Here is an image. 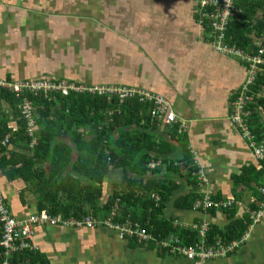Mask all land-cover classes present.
Instances as JSON below:
<instances>
[{
	"label": "crops",
	"instance_id": "obj_1",
	"mask_svg": "<svg viewBox=\"0 0 264 264\" xmlns=\"http://www.w3.org/2000/svg\"><path fill=\"white\" fill-rule=\"evenodd\" d=\"M201 1L0 0V80L70 79L161 94L177 121L185 123L188 130L181 140L173 138V126L161 125L156 131L146 129L144 133H149L147 138L157 146L148 168H160L156 177L167 192L159 217L172 219V225L180 230L192 229L204 221L210 229L225 231L231 219L227 211L235 212L234 219H242L249 215L253 200L263 199L260 188L264 184V164L256 159L252 141L245 139L230 122L236 91L249 75V66L239 55L218 51L209 43L208 31H213V20L203 16L216 9L204 8ZM232 5L234 14L226 24V29L230 25L227 40L242 45L246 42L255 51L245 52L228 44L225 33L220 43L239 50L240 54L258 55L264 47V29L261 36L252 33V21L262 18L259 6H264V0H232ZM253 12L256 13L252 19ZM263 73L264 65L258 76ZM8 109V102L1 100L0 111ZM255 110L262 119L254 124L251 121V137L257 145L264 146V141H258L253 133V125L264 132V109L258 102ZM9 128L15 129L14 121ZM82 132L84 129L80 127L68 131L65 141L70 144L75 133ZM8 138L7 135L1 146L8 144ZM72 147L73 158H78V150ZM145 151L148 153L146 148ZM143 153L139 150L133 165ZM37 166L47 167L48 162L40 161ZM85 166L89 167L81 165ZM188 166L195 183L183 174ZM19 168V162L0 168V194L6 200L10 216L17 221L38 217L42 212L41 196L32 184L7 175L10 169ZM140 168V165L133 167ZM244 168H249L245 174ZM77 170L72 167L68 177L82 180ZM250 174L255 180H246ZM123 175L121 169H114L102 185L97 183L101 190L91 200L93 207L87 208L99 224L110 217L105 203L117 187L121 188ZM152 178L150 174L144 181ZM207 194L214 201H230L231 206L196 210L193 204L186 207L177 202L185 199L186 204ZM152 199L157 205L162 202L155 194ZM50 216L63 220L61 215ZM32 231L30 248L24 252L36 253L39 258L21 252L19 264H193L119 239L116 232L102 225L72 229L61 223L50 226L38 220ZM249 235L235 254L203 264H264V210ZM2 254L5 258V253Z\"/></svg>",
	"mask_w": 264,
	"mask_h": 264
},
{
	"label": "trees",
	"instance_id": "obj_2",
	"mask_svg": "<svg viewBox=\"0 0 264 264\" xmlns=\"http://www.w3.org/2000/svg\"><path fill=\"white\" fill-rule=\"evenodd\" d=\"M237 7L240 6L237 4ZM259 9H261L263 16L252 21V33L261 36L264 29V6L260 5ZM255 13H252V19L255 17ZM241 18L242 16H240ZM229 26L225 32L226 40L229 34ZM208 32L211 34L209 43L214 45L216 49L217 37L213 31ZM227 43L235 45V47L241 48L245 52L246 49H251L248 51L250 53L255 51L246 42L242 45L239 42L227 40ZM40 80L49 79L40 78L13 82L5 80V82L17 83ZM59 80L62 79L52 78L50 81L57 82ZM67 81L81 83L70 79H67ZM255 89L264 91V73L258 76ZM24 98L31 101L33 108L32 117L35 120V126L32 132L26 126L28 122H26L25 115L21 110ZM1 100L8 102L9 109L0 111V146L7 135L9 138L8 144L5 143L0 147V168L13 167L15 163L19 162L20 168L10 169V173L7 175L10 179L18 178L32 184V188L41 196V211L46 210L52 216L61 215L63 220L74 218L85 221L87 217L94 220L95 218L92 217L93 212L87 206L90 205L92 208V198L98 197L101 189L97 186V183L102 185L110 171L121 169L124 174L123 184L121 188L117 187L115 189L113 195L105 203L107 214L110 216L112 210H115L116 214L112 218L108 217L106 219H110L113 224L125 225L131 229L133 235L125 233L123 236V239H127L130 243L148 247L157 251L159 255L187 259L181 254H174L172 248L163 247L162 242L167 241L171 235H174L179 241L184 240L181 243H173L174 246L194 247L200 241V244L203 242V246L209 248L218 242L219 238L224 244H230L242 238L245 232H249L252 224L250 216L246 214L242 219H234L235 212L233 210L227 211L228 218L231 219L224 228L225 231L215 230L212 227L204 235H200L194 229L180 230L172 225V219L159 217V214L163 213L165 204L163 200L167 198V192L162 188L159 177H156L160 172V168L153 170L148 168V164L154 157L151 154L156 153L157 146L147 138L149 133L144 134L147 131L146 129L156 131L158 130L157 126H161L152 119V103L141 102L134 98L118 103L106 94H91L87 91H69L67 95H61L60 91H22L14 93L8 89L0 88ZM259 104L260 108L264 109V98L259 100ZM261 119L260 114L256 113L255 110L252 123L254 124L255 121ZM12 121L15 122V129L9 128V123ZM168 126H173L171 133L173 138L181 140L182 136L178 135L177 125H166L165 128ZM79 127L84 129V132L75 133L76 137L74 141H70V144L65 141L68 131ZM253 133L258 141H264V132L254 129V125ZM89 134L90 138H88ZM72 145L78 150L76 152H79L78 158H73L75 153H73L74 148ZM145 148L148 153H146ZM139 150H143L144 153L140 157V161L133 165L132 161L138 158ZM40 161H47L48 166L38 167ZM85 164H88L89 167H81ZM139 165L140 170L133 169V167ZM71 166L78 169L77 171L82 180L68 177ZM248 170L249 168H244L242 172L245 174ZM252 170H255L254 167H252ZM150 174L153 178L145 182L144 180ZM183 174L187 180L192 179L190 166L185 169ZM252 177L250 174L246 180H255ZM69 182L70 185H68ZM192 183H195L194 179H192ZM152 194L161 198L160 205H157L152 199ZM0 197L3 207L9 212L5 198L3 199L1 194ZM262 197L261 201H264V196ZM66 198L68 202L63 201ZM194 200L188 201L186 204H184L185 199L177 202L181 206L191 207ZM251 208H253V204ZM1 218L0 212V241L4 233ZM94 221L97 223L94 227L102 224H99L98 220ZM203 223L204 221L197 223V225ZM138 230H145L152 236V239L143 243L138 242V237L135 234ZM238 250L229 253L227 257L235 254ZM2 252L3 250L0 248V262L5 260ZM24 254L35 256L33 259L39 258L36 253L24 252ZM21 255L22 253L15 255L14 258L9 259V262L19 264L18 257L21 258ZM191 262L195 264L194 261Z\"/></svg>",
	"mask_w": 264,
	"mask_h": 264
},
{
	"label": "built area",
	"instance_id": "obj_3",
	"mask_svg": "<svg viewBox=\"0 0 264 264\" xmlns=\"http://www.w3.org/2000/svg\"><path fill=\"white\" fill-rule=\"evenodd\" d=\"M229 1L231 6L226 8L224 4L229 3ZM201 3L204 8L214 7L216 9L214 12H211V14L203 16L204 18L208 19V21L213 20V32L217 37V41L215 42L216 49L221 52L239 55L241 60L245 61V63L249 66V75L246 76L245 80H243L242 84L239 86V89L236 91V99L231 109L230 122L240 131L241 135L245 139H248L250 142L252 141L250 145L256 159L260 163H264V146L257 145L254 142L250 132L251 124H249L252 121L256 105L258 104L259 100L264 97V93L254 89L258 73L261 71V66L264 65V47L259 50L258 55L253 57L246 53L240 54L239 50L224 47L220 41L226 31L228 19L234 14L232 0H203ZM230 8L231 14L225 15ZM0 88L8 89L14 93H19L22 91H60L61 95H67L69 91H87L91 94H106L109 98L114 99L118 103H123V101L126 99L134 98L141 102L152 103V119H154L158 124L177 125L179 136H183L188 130V126L185 123L177 121V118L173 113L169 103L161 94L142 88L122 87L118 85H98L84 83L77 84L75 82H68L66 79H62L57 82L50 80H40L22 81L17 83H10L0 80ZM21 110L23 115H25L26 122H28L26 123V126H28L29 131L32 132V129L35 126V120L32 117L33 108L31 101L28 98L23 99ZM260 191L264 195V184L261 186ZM155 198L159 200L157 197ZM1 201L2 199L0 197L1 220L4 228L3 237L0 241V248L3 250V253H5V260L1 264H11L9 262V256H13L15 254L17 255L21 252H24V250L29 249L30 243L32 242V231L28 232V238L23 239L22 237L24 236V233L22 227H30L32 230V226L35 225L36 220H33L32 218L29 220H15L3 207ZM252 203L253 208L248 209L249 216L252 220L250 229L261 219L264 210V201L256 199L253 200ZM230 206V201H214L208 194L197 198L193 203V207L196 210L204 208L220 210L229 208ZM115 214V210H112L109 218H112L115 216ZM50 217L46 211H42L37 217V220H48ZM51 219L52 224H57V226H59V223H61L67 228L94 229V226L97 225L96 221L90 219V217L85 218V221H80L78 219L60 220L52 217ZM101 225L118 231L122 238L125 233L129 235L134 234L133 231L125 225L113 224L111 223L110 219H106ZM191 228L198 231L200 235H204V233H207V231L210 230V227L207 223L196 225ZM135 234L136 237H138V242L140 243L147 242L152 239V236L145 230H138L135 232ZM248 236L249 232H245L242 238L233 241L230 244H224L219 239V241L216 242L212 247L206 248L203 246V242L200 244V241L197 242L194 247L174 246L173 243H181L182 241H179L176 236L171 235L167 241L162 242V246L169 249L172 248V252L174 254H181L188 260L194 261L195 264H202L209 260L227 258L229 253H234L233 251L238 250L243 245V243L248 241Z\"/></svg>",
	"mask_w": 264,
	"mask_h": 264
},
{
	"label": "rangeland",
	"instance_id": "obj_4",
	"mask_svg": "<svg viewBox=\"0 0 264 264\" xmlns=\"http://www.w3.org/2000/svg\"><path fill=\"white\" fill-rule=\"evenodd\" d=\"M224 6H225L226 8H229V7L231 6L230 1H229V3H225ZM232 6H233V5H232ZM230 14H231V8L226 12L225 15H230ZM226 18H227V17H226ZM48 216L50 217L49 214H48ZM32 219H33V220H36V223H37V221H38V220H37V217H33ZM36 223H35V224H36ZM42 223H46L47 225H50V226H57V224H52V219H51V217H50L48 220H42ZM22 230H23V233H24V236L22 237L23 239L28 238V236H29V235H28V232H29V231H30V232L32 231L30 227H24V226L22 227ZM113 231L116 232V235H117V237H118L119 239H123V238L121 237V234H120L118 231H116V230H113ZM33 234H34V233H33V231H32V236H31L32 239H33ZM249 236H250V235H249ZM249 236H248V238H249ZM31 237H30V239H31ZM243 245H244V244H243ZM243 245H242V246H243ZM242 246H241V247H242ZM241 247H240V248H241ZM240 248H239V249H240Z\"/></svg>",
	"mask_w": 264,
	"mask_h": 264
}]
</instances>
